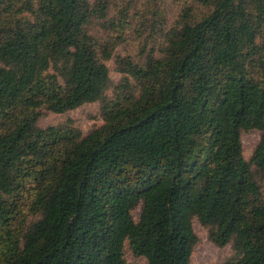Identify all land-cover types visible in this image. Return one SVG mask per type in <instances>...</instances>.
Listing matches in <instances>:
<instances>
[{"label": "trees", "instance_id": "obj_1", "mask_svg": "<svg viewBox=\"0 0 264 264\" xmlns=\"http://www.w3.org/2000/svg\"><path fill=\"white\" fill-rule=\"evenodd\" d=\"M171 2L123 56L111 0H0V264H192L196 220L223 264H264V0ZM90 104L87 135L39 126Z\"/></svg>", "mask_w": 264, "mask_h": 264}, {"label": "rangeland", "instance_id": "obj_2", "mask_svg": "<svg viewBox=\"0 0 264 264\" xmlns=\"http://www.w3.org/2000/svg\"><path fill=\"white\" fill-rule=\"evenodd\" d=\"M149 1L152 5L157 3L156 7L166 15L169 24H172L179 17V13L183 9V5L173 3L171 0H111V14L116 15L124 11L130 19V26L126 30L127 41L117 49L116 54L136 56L140 53L142 47L146 45L150 50L153 44L156 47L158 46V49L163 43L162 38L158 39L153 35V28L155 27H152L151 19H147V9L150 8ZM101 34H104V31L100 28L99 35ZM150 35L153 37H150ZM157 55L159 56V53ZM109 66L113 80L120 81L121 75L116 71L115 61H111ZM69 120H72L74 125L81 129L85 135L104 124L99 104H90L60 115L45 111L39 120V126L45 128L66 123ZM260 139L261 133L259 131L243 133L244 156L247 160L251 159ZM135 216L138 218L139 211L135 213ZM194 229L199 238V243L195 247L192 264H223L233 254L232 245L224 248L216 246L210 239L209 230L202 226L198 220L194 222ZM126 259L130 264H147L144 258L135 257L129 246L126 248Z\"/></svg>", "mask_w": 264, "mask_h": 264}]
</instances>
